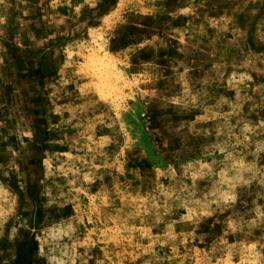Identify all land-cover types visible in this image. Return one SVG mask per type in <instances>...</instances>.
<instances>
[{"label": "rangeland", "instance_id": "obj_1", "mask_svg": "<svg viewBox=\"0 0 264 264\" xmlns=\"http://www.w3.org/2000/svg\"><path fill=\"white\" fill-rule=\"evenodd\" d=\"M30 2L76 39L1 82L0 264H264V0Z\"/></svg>", "mask_w": 264, "mask_h": 264}, {"label": "crops", "instance_id": "obj_2", "mask_svg": "<svg viewBox=\"0 0 264 264\" xmlns=\"http://www.w3.org/2000/svg\"><path fill=\"white\" fill-rule=\"evenodd\" d=\"M9 1H11V6L13 7V9H10L11 18H14V16L21 17L23 23L20 26H12L15 27L13 29L15 35L9 37L8 50L4 51V62L7 61V65L4 64L3 71L0 73V92L14 91L10 88V90L8 88L4 90L3 86H1L4 78L6 80L8 78L9 82L15 79L17 85L14 88L17 90V82L21 79L22 82H26V87L23 86L25 87L23 90L25 94L34 97L37 96V92L42 93L46 91L60 77L63 58L57 53H59L61 45L64 44L63 42H66V40H74L76 37L72 34L69 35L71 33L70 30L67 37L64 38L62 36L64 30L63 25L55 26V21L51 23L48 20V23L43 21V17H49L48 13L43 8L30 2V0H23L27 4L21 5L17 3V0ZM56 18L58 17L56 16ZM20 21L16 19L14 22L17 24ZM12 27L9 29L11 32L13 31L11 29ZM6 29L7 24L2 26L0 24V34L3 32L7 33ZM50 37L51 39H57V41L53 40L52 42H48ZM0 39H2L1 36ZM0 50L2 53V48ZM1 59H3L2 56L0 57V62ZM7 66L10 67V70L14 71L9 77V72L4 71ZM10 95L12 96L11 93Z\"/></svg>", "mask_w": 264, "mask_h": 264}]
</instances>
